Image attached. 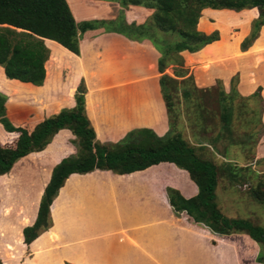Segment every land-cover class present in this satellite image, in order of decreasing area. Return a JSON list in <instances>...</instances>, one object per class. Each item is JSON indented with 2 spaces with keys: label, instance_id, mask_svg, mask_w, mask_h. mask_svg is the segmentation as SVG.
<instances>
[{
  "label": "crops",
  "instance_id": "crops-1",
  "mask_svg": "<svg viewBox=\"0 0 264 264\" xmlns=\"http://www.w3.org/2000/svg\"><path fill=\"white\" fill-rule=\"evenodd\" d=\"M101 3L103 12H99L97 18L113 19L117 6ZM129 9H138L144 14L140 7ZM128 10L125 11L127 20ZM257 16L255 9L239 13L209 12L204 17H208V26L200 30L198 24V29L206 34L217 30L219 40L195 54L182 53L188 76H196L197 69L205 75L203 80L196 81L197 87L211 90L220 81L224 93L229 94L234 89L235 96L230 100L232 103L252 101L260 104L258 114L253 113L258 120L253 122V133L259 126L264 129V26L248 49L242 51L240 44L250 33L251 23ZM45 43L50 56L45 64L46 77L42 86L8 80L0 67V82L9 86L6 88L0 83V92L7 97L6 114L14 126L31 130L61 109L73 108L74 93L83 80L86 86V116L99 143L119 142L129 132L138 129L151 130L158 137L168 134L170 119L161 93V75L157 70L159 54L151 45L130 41L116 33L88 34L80 43V55L76 56L53 41L45 40ZM166 73L174 77L172 68H168ZM63 79L69 85V91L64 96L61 95ZM231 114L230 128L238 118L235 111ZM187 135L190 134L187 132ZM5 137L6 133L0 126V139ZM217 139H209L208 144H214ZM73 140L70 131L60 130L44 150L20 159L21 162L37 164V175L41 181L43 179V191L53 167L63 158L76 154ZM260 160H264V134L254 147V165ZM20 163L18 165H22ZM15 165L12 172L18 166ZM240 168L243 167L240 165ZM10 174L0 179H8ZM228 177L231 176L225 178ZM166 188L177 190L184 198L197 194V188L187 172L171 163H160L125 175L101 170L72 174L50 206L52 227L30 245L23 243L20 229L18 240L21 252L5 256L1 262L8 264L6 262L11 257L14 264H152L158 261L175 264L181 258L186 260L185 256L192 259L197 252L195 243L201 242L209 247L203 264H264L257 261L258 254H264V246L247 235H217L192 222L185 213L176 216L168 204ZM130 202L132 205H129ZM34 207L30 226L36 218L38 202ZM219 207L228 217L224 213L226 207L220 204ZM107 208L110 214L117 215L115 219L121 223L114 230L102 234H85L91 229H99L101 224L108 221L103 215L108 212ZM227 208L232 211L229 205ZM100 214L104 217L101 218ZM122 214H126L125 218L119 217ZM139 215H147V218L142 222L137 221ZM148 216L160 217L151 219ZM81 230L86 238L61 242L63 233L69 238L74 235L71 231ZM155 231L158 233L155 234ZM165 234L172 236L171 246L174 249L167 257L159 240L151 242V238L164 237ZM76 236H79V232ZM181 237L189 240L188 252L181 250ZM175 238L178 243L174 241ZM101 242H104L103 247L107 251L102 250ZM200 261L203 259L196 263Z\"/></svg>",
  "mask_w": 264,
  "mask_h": 264
},
{
  "label": "trees",
  "instance_id": "trees-1",
  "mask_svg": "<svg viewBox=\"0 0 264 264\" xmlns=\"http://www.w3.org/2000/svg\"><path fill=\"white\" fill-rule=\"evenodd\" d=\"M96 1L116 5V16L109 20L76 22L67 0H0V67L4 76L8 80L42 86L46 77L45 64L50 56L45 40L79 56L80 43L88 34L116 33L130 41L147 43L158 52L159 83L170 119L178 83L193 79L184 68L182 53L195 54L219 40L217 30L206 34L198 29L200 18L209 12L257 10L258 16L251 23L250 33L240 44L242 51L252 45L264 26V0ZM130 7L144 10L141 21L126 19L125 11ZM169 67L180 82L166 73ZM85 94L86 86L81 80L73 108L61 109L28 130L11 123L6 114L7 97L0 92V126L6 133V137L0 139V177L8 174L20 159L44 150L60 130L71 132L77 150L75 155L63 158L53 167L36 218L22 231L25 245H30L51 227L50 206L70 175L95 170L125 175L160 163H171L186 171L197 188V194L191 198L166 188L168 204L176 216L185 213L192 222L214 234H244L264 246V228L248 220L228 218L219 207L216 190L220 180L233 175L229 166L205 158L204 147L193 146L181 133L173 131L171 120L169 132L164 137H158L151 130L138 129L119 142L101 144L86 116ZM220 96L217 100L222 109L220 119L229 132L234 110L230 100L235 96L234 89L229 94L220 90ZM249 191L257 203L264 205V183H258ZM257 261L264 263L262 258Z\"/></svg>",
  "mask_w": 264,
  "mask_h": 264
},
{
  "label": "rangeland",
  "instance_id": "rangeland-1",
  "mask_svg": "<svg viewBox=\"0 0 264 264\" xmlns=\"http://www.w3.org/2000/svg\"><path fill=\"white\" fill-rule=\"evenodd\" d=\"M67 4L76 22L108 20L97 18L99 17V12H103L100 9L103 3L100 1L67 0ZM127 16L129 20L135 21H141L143 18V14L138 9H129ZM204 26H208V17H202L200 19L199 29L205 28ZM196 73V76H194L192 80L181 82L177 85L176 95L173 96L172 100L173 106L170 115L173 131L181 133L183 138L189 143L195 144L194 146H203L205 149V158L213 159L223 166H229L233 175L224 178L219 184V189L216 191L218 203L223 205V208L226 207L224 213L228 217L231 216L248 220L264 228V205L257 203L252 198L249 191L251 187L256 186L258 183H264V160L257 161L256 165H254L253 162L255 144L264 134L262 126H259L256 132H252L254 128L253 122H258V120H256V115L254 118L253 113L255 112L258 114L260 104L252 101L233 103V111H235L238 118L232 122L230 131L228 132L223 128V121L220 119L222 109L217 103V100L221 97L220 90H222V83L217 81L211 90H208V88H199L196 85V81L200 82V80L204 79L205 75L201 73V71H198V69ZM63 82V86L61 87L62 96L69 91V85H66L64 79ZM0 83L1 86L9 88L7 84ZM75 94L76 91L74 93V99ZM187 132L190 135H187ZM211 138L218 139L211 145L208 144V140ZM202 143H204V145H201ZM21 160L16 164L18 165ZM20 164L22 165H15L17 167L14 168L13 172V169H11V172H9L11 174L8 179H0V191H2V186H4L2 200L0 201V264H2L1 258L11 256L14 252H21L22 248L18 240V231L21 229L22 234L23 229L30 226L28 224L34 214V205L36 202H38L39 205L44 193L42 189L43 179L41 181L37 175V164L27 161L21 162ZM240 165L243 168H247L240 169ZM108 202L110 203V201ZM88 204L90 205L89 202ZM129 205H132V203L130 202ZM228 205L229 209L232 210L231 212L227 208ZM107 210L108 212L106 211L103 215L108 221L105 222V224H101L99 229H91L90 232L84 231L85 234H102L110 229L114 230L115 227L121 223L118 219H115L117 216L116 214H110L108 208ZM125 213H127V209H125ZM103 215L100 214V217L103 218ZM125 216L126 214H122V216L119 217L125 218ZM148 217L151 219H158L160 216ZM138 218L140 219L136 220L142 222V220L147 218V215H139ZM45 232L46 231L42 232L38 237ZM71 232H74V235H71L72 237L69 236V238L63 233L61 236L63 241L61 242L65 243L69 241V239L74 242V240L86 238L82 230ZM77 232H79V236H76ZM156 233L158 232L155 231V234ZM151 240V242L158 240L161 242V245H163V253L166 254L164 255L165 257L174 250L171 246L173 244V238L169 234H165L164 237H153ZM174 241L177 242L178 239L175 238ZM187 241L189 240L184 237L180 238L181 250H185L186 252L189 251ZM101 243L102 250L107 251L103 247L104 242ZM192 244L194 245V241ZM195 244V250H197V252L192 255V259L189 260V256H185L186 260H182L181 258L180 262L178 260L175 264H197L196 261L200 260V258L203 259V261H200L199 264H203L205 257L209 253V247L201 242H196ZM118 256L119 255H117V257ZM258 258L264 260V254H258L257 259ZM9 260L10 261L6 263L14 264L11 261V257ZM164 263V261H158V263L154 262L152 264ZM168 264L172 263L168 262Z\"/></svg>",
  "mask_w": 264,
  "mask_h": 264
}]
</instances>
